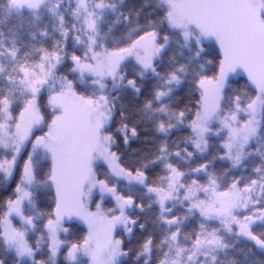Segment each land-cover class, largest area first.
Masks as SVG:
<instances>
[{"label": "snow or ice", "instance_id": "snow-or-ice-1", "mask_svg": "<svg viewBox=\"0 0 264 264\" xmlns=\"http://www.w3.org/2000/svg\"><path fill=\"white\" fill-rule=\"evenodd\" d=\"M0 264H264V0H0Z\"/></svg>", "mask_w": 264, "mask_h": 264}, {"label": "rangeland", "instance_id": "rangeland-1", "mask_svg": "<svg viewBox=\"0 0 264 264\" xmlns=\"http://www.w3.org/2000/svg\"><path fill=\"white\" fill-rule=\"evenodd\" d=\"M8 23H13V21L9 20Z\"/></svg>", "mask_w": 264, "mask_h": 264}, {"label": "trees", "instance_id": "trees-1", "mask_svg": "<svg viewBox=\"0 0 264 264\" xmlns=\"http://www.w3.org/2000/svg\"><path fill=\"white\" fill-rule=\"evenodd\" d=\"M9 24H11V23H9Z\"/></svg>", "mask_w": 264, "mask_h": 264}]
</instances>
